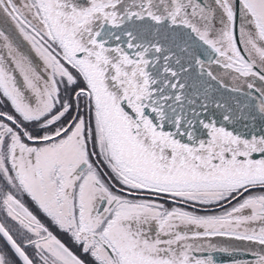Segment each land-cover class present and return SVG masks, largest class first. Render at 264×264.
<instances>
[{
    "label": "snow or ice",
    "instance_id": "obj_1",
    "mask_svg": "<svg viewBox=\"0 0 264 264\" xmlns=\"http://www.w3.org/2000/svg\"><path fill=\"white\" fill-rule=\"evenodd\" d=\"M0 264H264V0H0Z\"/></svg>",
    "mask_w": 264,
    "mask_h": 264
}]
</instances>
